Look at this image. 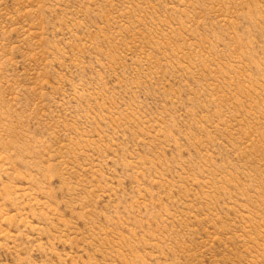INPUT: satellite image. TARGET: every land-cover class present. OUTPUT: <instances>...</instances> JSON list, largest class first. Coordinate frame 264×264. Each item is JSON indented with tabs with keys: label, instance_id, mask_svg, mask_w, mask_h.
I'll return each instance as SVG.
<instances>
[{
	"label": "rangeland",
	"instance_id": "rangeland-1",
	"mask_svg": "<svg viewBox=\"0 0 264 264\" xmlns=\"http://www.w3.org/2000/svg\"><path fill=\"white\" fill-rule=\"evenodd\" d=\"M0 264H264V0H0Z\"/></svg>",
	"mask_w": 264,
	"mask_h": 264
}]
</instances>
